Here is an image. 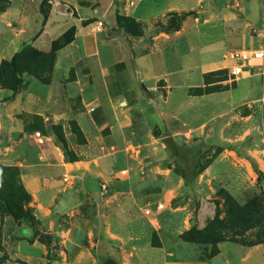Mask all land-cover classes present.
<instances>
[{
    "label": "crops",
    "instance_id": "1",
    "mask_svg": "<svg viewBox=\"0 0 264 264\" xmlns=\"http://www.w3.org/2000/svg\"><path fill=\"white\" fill-rule=\"evenodd\" d=\"M45 1L0 0V66L26 45L50 52L75 29L74 40L57 52L50 84L25 75L11 100L12 92L0 87V166L20 169L35 217L61 245L50 258L48 244L23 239L16 258L29 264H264V244L223 241L204 260L180 231L162 229L155 245L150 230L165 213L158 203L167 214L190 218L194 210L192 198L171 205L187 190L185 179L164 165L165 142L154 130L223 148L196 178L193 195L205 212L214 180L230 171L245 183L255 177L254 166L264 169V59L239 58L264 51L263 0H50L47 19ZM240 64L243 74L235 78L232 69ZM148 206L153 217L144 213Z\"/></svg>",
    "mask_w": 264,
    "mask_h": 264
},
{
    "label": "rangeland",
    "instance_id": "2",
    "mask_svg": "<svg viewBox=\"0 0 264 264\" xmlns=\"http://www.w3.org/2000/svg\"><path fill=\"white\" fill-rule=\"evenodd\" d=\"M127 25L130 29H137L131 21H128ZM25 75L34 77L26 72L23 73V79ZM73 131L77 135V140L82 142L84 139L80 131L75 127ZM55 133L57 137H63L61 130L58 129ZM166 134L168 131L165 129L154 130V135L164 142L167 140L164 136ZM171 140L173 142L169 144L171 147L164 143L166 147L163 152L164 165L173 169L175 178L184 177L183 187L187 189L182 195L175 197L171 205L177 206L178 202L183 200L187 202L192 198L194 210L189 218L184 213L179 215L168 211L167 214L164 209L161 225L156 228L150 224L153 243L160 245L158 234L162 229L166 228L169 233L178 230L185 244L198 251V257L204 260L215 256L219 250V243L223 241L238 242L245 246L264 244V169L259 170L254 166L255 177H248L245 183L238 179L237 175L230 178V171L229 177L214 180L213 197L208 200L211 205L205 212L201 210L203 200L198 199V195L195 197L193 195L196 194L194 193L197 187L196 178L223 152V148L214 145L201 146L194 143V139L187 142ZM250 144L254 147V141ZM134 149L138 151V148ZM4 167L7 166H0V264H29L14 255L18 241L23 239L30 242L33 238L40 241L45 239L43 243L48 244L50 248L49 257L56 258V250L61 249L59 239L46 234L42 223L34 215L32 199L29 201L23 193L18 192L21 172L20 176H14L15 173L4 171ZM235 171L236 167L232 172ZM171 180L174 185V178ZM200 213L204 214L203 220ZM30 218L35 220L32 222ZM173 260L182 261L180 258Z\"/></svg>",
    "mask_w": 264,
    "mask_h": 264
},
{
    "label": "trees",
    "instance_id": "3",
    "mask_svg": "<svg viewBox=\"0 0 264 264\" xmlns=\"http://www.w3.org/2000/svg\"><path fill=\"white\" fill-rule=\"evenodd\" d=\"M49 1L50 0H46L43 5L45 19L48 18L50 13ZM119 20L121 22L122 18H119ZM124 21H126V23L128 21H131L137 26L136 22H134V20L130 18H125ZM74 36L75 29L72 28L67 33L62 35L59 39L53 42L52 49L50 52H41L35 49L32 45H26L10 61H5L0 66V87L7 88L12 92V95L8 98V100L13 99L23 87V73L27 72L33 75L38 80H40L42 83L50 84L52 81V74L54 70L57 52L69 43H71L74 40ZM199 92H201V90H199ZM54 129L55 132L58 129L61 130L60 127H56ZM58 138L63 143L67 156L71 159H74V155L68 150L64 134L63 137L58 136ZM165 142L168 145L170 143H173L172 140L168 138L167 140H165ZM18 169L19 168L14 167L3 168V170L7 173H15L14 176H20V171ZM17 188L19 189V194L23 193L26 196L27 200L31 201L32 197L26 191L25 187L22 184V181L20 187ZM22 202L24 201L22 200ZM30 219L32 220V222L35 220V218ZM41 241L45 242V239Z\"/></svg>",
    "mask_w": 264,
    "mask_h": 264
},
{
    "label": "built area",
    "instance_id": "4",
    "mask_svg": "<svg viewBox=\"0 0 264 264\" xmlns=\"http://www.w3.org/2000/svg\"><path fill=\"white\" fill-rule=\"evenodd\" d=\"M238 1L239 0H236V3H238ZM262 5H263V17H264V0H263ZM99 26H103V22H99ZM239 58H241L242 61H248L251 58L264 59V51H254L252 53H250V52L241 53L239 55ZM231 73H232L233 77H235V78L241 76L243 74V65H241V64L237 65L236 67H234L232 69ZM34 135L40 144L44 143V137L41 134V132H35ZM122 174H126V171H122ZM65 180L68 181L67 178ZM157 209L162 211L165 209V205L163 203H158ZM144 213L147 217H153L152 208L149 206L145 209ZM154 221H155V223H158V220L156 218L154 219Z\"/></svg>",
    "mask_w": 264,
    "mask_h": 264
},
{
    "label": "water",
    "instance_id": "5",
    "mask_svg": "<svg viewBox=\"0 0 264 264\" xmlns=\"http://www.w3.org/2000/svg\"><path fill=\"white\" fill-rule=\"evenodd\" d=\"M143 87H144V85H143Z\"/></svg>",
    "mask_w": 264,
    "mask_h": 264
}]
</instances>
